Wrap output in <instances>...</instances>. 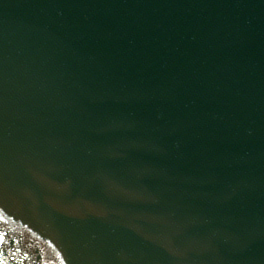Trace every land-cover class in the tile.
Here are the masks:
<instances>
[{"label": "water", "instance_id": "obj_1", "mask_svg": "<svg viewBox=\"0 0 264 264\" xmlns=\"http://www.w3.org/2000/svg\"><path fill=\"white\" fill-rule=\"evenodd\" d=\"M0 264H264V0H0Z\"/></svg>", "mask_w": 264, "mask_h": 264}]
</instances>
